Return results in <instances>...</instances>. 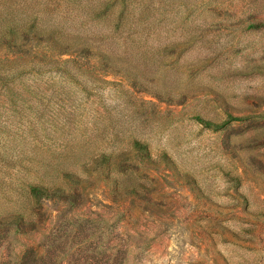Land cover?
<instances>
[{
  "label": "rangeland",
  "instance_id": "1",
  "mask_svg": "<svg viewBox=\"0 0 264 264\" xmlns=\"http://www.w3.org/2000/svg\"><path fill=\"white\" fill-rule=\"evenodd\" d=\"M0 264H264V0H0Z\"/></svg>",
  "mask_w": 264,
  "mask_h": 264
},
{
  "label": "trees",
  "instance_id": "2",
  "mask_svg": "<svg viewBox=\"0 0 264 264\" xmlns=\"http://www.w3.org/2000/svg\"><path fill=\"white\" fill-rule=\"evenodd\" d=\"M199 119L205 124H207L208 126L214 124L211 121L204 120L200 117ZM29 194L34 199L35 203L38 205H40L45 198L50 197L49 188L41 184H32L29 188Z\"/></svg>",
  "mask_w": 264,
  "mask_h": 264
}]
</instances>
